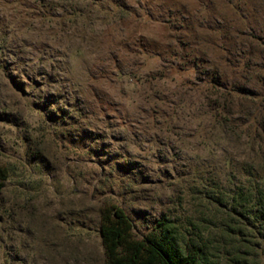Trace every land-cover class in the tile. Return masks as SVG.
Returning a JSON list of instances; mask_svg holds the SVG:
<instances>
[{
	"label": "rangeland",
	"instance_id": "374dc122",
	"mask_svg": "<svg viewBox=\"0 0 264 264\" xmlns=\"http://www.w3.org/2000/svg\"><path fill=\"white\" fill-rule=\"evenodd\" d=\"M231 2L0 0V264H102L104 200L139 234L176 214L198 185L182 167L198 140L166 116L210 72L191 47L224 67L212 28H243ZM244 2L257 26L264 6ZM172 36L199 45L176 59Z\"/></svg>",
	"mask_w": 264,
	"mask_h": 264
},
{
	"label": "trees",
	"instance_id": "16d2710c",
	"mask_svg": "<svg viewBox=\"0 0 264 264\" xmlns=\"http://www.w3.org/2000/svg\"><path fill=\"white\" fill-rule=\"evenodd\" d=\"M237 1L230 7L243 28H212L224 67L204 58L201 47V53L191 47L192 66L209 64L210 72L196 95L179 92L166 116L169 123H194L189 137L198 140L196 153L182 167L199 173L198 185L173 200L176 214L162 213L142 234L121 206L102 201V264H264V15L251 25L247 8ZM244 1L247 7L264 6V0ZM172 38L180 46L176 59L189 44L199 45L198 36L191 37L193 43ZM10 176V167L0 164V196Z\"/></svg>",
	"mask_w": 264,
	"mask_h": 264
}]
</instances>
